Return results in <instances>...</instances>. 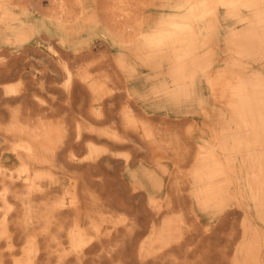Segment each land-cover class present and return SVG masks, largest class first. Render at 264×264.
<instances>
[{"label": "bare ground", "instance_id": "1", "mask_svg": "<svg viewBox=\"0 0 264 264\" xmlns=\"http://www.w3.org/2000/svg\"><path fill=\"white\" fill-rule=\"evenodd\" d=\"M0 100V264H264V0H0Z\"/></svg>", "mask_w": 264, "mask_h": 264}, {"label": "rangeland", "instance_id": "2", "mask_svg": "<svg viewBox=\"0 0 264 264\" xmlns=\"http://www.w3.org/2000/svg\"><path fill=\"white\" fill-rule=\"evenodd\" d=\"M44 3L45 4H47V0H44ZM49 47L48 46H43V47H41V49L43 50V52H46V51H48L49 49H48ZM30 57V58H29ZM28 58V59H27ZM26 58V60H28L27 62H26V64L25 65H28L27 67H26V70L27 71H30V70H32V72L34 73L33 74V78L34 79H37V78H42L43 76V80L44 79H46L45 81H48V80H50L49 81V83L48 82H46V83H48L49 85L48 86H50L49 87V89H50V91L51 92H53L54 94H55V99H54V106L55 107H58V106H60V105H62V104H64V105H66V103H65V101H63L64 100V96H63V94H62V92H61V84H62V81H63V78H62V76H60V75H53V78L52 77H50L49 75L48 76H46V73H44L43 71H44V67H41V66H38V65H35V61H37V60H39V59H37V58H35L33 55H30V56H28ZM35 59V61L33 60V59ZM29 59H31V61L29 60ZM25 60V59H24ZM34 61V62H33ZM33 62V64H31ZM18 63V62H17ZM28 63H30V64H28ZM31 65V66H30ZM33 65V66H32ZM36 67H35V66ZM39 69H38V68ZM42 68H43V70H42ZM40 69L42 70V71H40ZM49 70V69H48ZM42 74V75H41ZM51 74V73H50ZM54 74V73H53ZM28 76L30 75L29 73L27 74ZM35 75V76H34ZM52 75V74H51ZM42 76V77H41ZM54 77L55 78H57L56 80L54 79ZM29 78V77H28ZM48 79V80H47ZM10 80H12V79H10ZM14 80V79H13ZM38 80V79H37ZM55 81V82H54ZM57 81V82H56ZM53 83V84H52ZM55 84V85H54ZM32 85V86H31ZM30 86L32 87V92L31 93H33V92H35V93H38V94H41L42 95V93H43V95L45 96V97H47V99H48V97H49V100L51 101V93H50V91L48 92H46V91H39L38 89H35V88H37V87H35V85H34V83H32ZM52 86V87H51ZM56 86H58V87H56ZM50 95V96H49ZM1 102H2V100H0ZM50 101L48 102V100H47V103H45L46 104V106H49L50 105ZM33 103V102H32ZM48 104V105H47ZM6 104H1L0 105V117L2 118V119H5L6 118ZM32 106H35V104L33 103V105ZM51 106V105H50ZM49 106V107H50ZM181 118V117H180ZM199 120H201V118H199ZM1 138V140H4V138L3 137H0ZM10 163H12V162H10ZM226 231V230H225Z\"/></svg>", "mask_w": 264, "mask_h": 264}, {"label": "crops", "instance_id": "3", "mask_svg": "<svg viewBox=\"0 0 264 264\" xmlns=\"http://www.w3.org/2000/svg\"><path fill=\"white\" fill-rule=\"evenodd\" d=\"M53 93V92H52ZM64 96V95H63ZM65 98V97H64ZM80 98H81V94L79 92V88L73 93V97H72V105L70 107V110H67L68 108L62 104L58 107L54 106V110L53 112L50 113L51 116L56 117L57 115H63L65 113L67 114H73V113H78L80 111L79 108V102H80ZM64 101V100H63ZM82 110V109H81Z\"/></svg>", "mask_w": 264, "mask_h": 264}]
</instances>
